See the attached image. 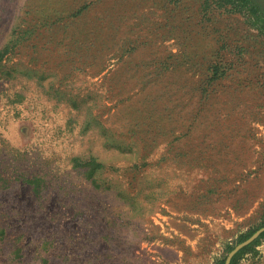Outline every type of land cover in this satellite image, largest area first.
I'll list each match as a JSON object with an SVG mask.
<instances>
[{"label":"rangeland","instance_id":"obj_1","mask_svg":"<svg viewBox=\"0 0 264 264\" xmlns=\"http://www.w3.org/2000/svg\"><path fill=\"white\" fill-rule=\"evenodd\" d=\"M258 2L0 0V264H215L263 226Z\"/></svg>","mask_w":264,"mask_h":264},{"label":"trees","instance_id":"obj_2","mask_svg":"<svg viewBox=\"0 0 264 264\" xmlns=\"http://www.w3.org/2000/svg\"><path fill=\"white\" fill-rule=\"evenodd\" d=\"M241 5L243 6H248L254 13H257V7L255 5V3L253 2V0H241ZM94 167L95 166H100V163H93ZM264 225V219H263V224ZM256 229L254 230H250L246 233H243L239 236V241H243L245 239H247L250 235H252L254 233ZM264 237V232L260 235V237L258 239H256L253 243H251L250 245L244 247L243 249H241L232 259L231 264H238L240 258L243 256L244 253L249 252L252 250V248L259 243V241L261 240V238ZM229 249H231V247H229ZM225 258L226 256L223 255L221 258H219L215 264H224L225 263Z\"/></svg>","mask_w":264,"mask_h":264},{"label":"water","instance_id":"obj_3","mask_svg":"<svg viewBox=\"0 0 264 264\" xmlns=\"http://www.w3.org/2000/svg\"><path fill=\"white\" fill-rule=\"evenodd\" d=\"M264 232V225L259 227L252 235H250L247 239L236 244L227 254L225 258L224 264H231L233 257L244 247L253 243L262 233Z\"/></svg>","mask_w":264,"mask_h":264},{"label":"flooded vegetation","instance_id":"obj_4","mask_svg":"<svg viewBox=\"0 0 264 264\" xmlns=\"http://www.w3.org/2000/svg\"><path fill=\"white\" fill-rule=\"evenodd\" d=\"M254 1V3H255V5H256V7H257V14H258V12H259V9H260V6L258 5V0H253ZM258 2V3H257Z\"/></svg>","mask_w":264,"mask_h":264}]
</instances>
